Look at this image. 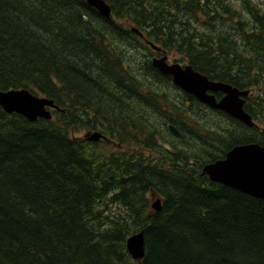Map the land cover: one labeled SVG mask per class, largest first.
Masks as SVG:
<instances>
[{
  "label": "trees",
  "instance_id": "obj_1",
  "mask_svg": "<svg viewBox=\"0 0 264 264\" xmlns=\"http://www.w3.org/2000/svg\"><path fill=\"white\" fill-rule=\"evenodd\" d=\"M104 1L110 18L86 0H0V90L58 107L29 121L0 105V264H264V199L202 173L234 145L264 144V3ZM131 27L254 88L255 124L175 86ZM140 230L134 260L126 240Z\"/></svg>",
  "mask_w": 264,
  "mask_h": 264
},
{
  "label": "water",
  "instance_id": "obj_2",
  "mask_svg": "<svg viewBox=\"0 0 264 264\" xmlns=\"http://www.w3.org/2000/svg\"><path fill=\"white\" fill-rule=\"evenodd\" d=\"M105 18H110L111 9L104 0H86ZM133 31L141 35V32L131 27ZM149 46L156 51L160 47L148 41ZM161 57H153L152 65L162 74L169 75L175 86L186 93L193 95L199 102L215 109H219L243 122L247 126H253L251 115L244 110V96L249 90H242L227 82L212 80L205 74L195 70L191 64L168 61L165 50ZM216 93H221L216 97ZM0 105L8 113H17L26 117L29 121L37 118H51V109H57L52 99L31 93L27 89L0 90ZM169 131L179 137V131L168 125ZM99 132L87 135L88 140L101 138ZM202 173L211 180L220 182L244 193L264 199V144L249 142L232 146L221 159L208 162L202 166ZM151 207L155 211L160 209V199H153ZM126 249L134 260H139L144 255L143 231L130 235L126 240Z\"/></svg>",
  "mask_w": 264,
  "mask_h": 264
},
{
  "label": "flooded vegetation",
  "instance_id": "obj_3",
  "mask_svg": "<svg viewBox=\"0 0 264 264\" xmlns=\"http://www.w3.org/2000/svg\"><path fill=\"white\" fill-rule=\"evenodd\" d=\"M255 2H261V3H264V0H254ZM242 31V30H241ZM248 33H251V32H248ZM247 33H246V31H243V33H242V38H241V40H240V43L241 44H244L246 41H245V35H246ZM248 35V34H247ZM139 38H140V42L141 43H143L144 45H145V47L146 48H148L150 51H152V52H150L147 56H149V58H150V61H151V59L153 58V57H160V56H162V52L161 51H155V50H153L150 46H149V44H148V39H147V37L145 36V33L143 32L141 35H139ZM244 48V46L242 47V49ZM252 50H254V49H252ZM168 61L169 62H171L172 60L170 59V57H169V55H168ZM233 77V76H232ZM234 78V77H233ZM254 78H260V75H258V76H255ZM235 79V78H234ZM228 83V82H227ZM232 85V84H231ZM235 86V85H234ZM249 90H250V92L248 93V95H246V96H244L243 98H244V105H245V103H246V98H248V97H250V96H252V90H251V88H248ZM222 95V94H221Z\"/></svg>",
  "mask_w": 264,
  "mask_h": 264
},
{
  "label": "rangeland",
  "instance_id": "obj_4",
  "mask_svg": "<svg viewBox=\"0 0 264 264\" xmlns=\"http://www.w3.org/2000/svg\"><path fill=\"white\" fill-rule=\"evenodd\" d=\"M230 2H232V4L233 5H235V7H238V8H240L242 5H243V3H242V1L241 0H230ZM245 18V17H244ZM228 29H229V27H230V23H228ZM147 53V52H146ZM148 54V53H147ZM169 55V57H170V59L173 61H178V62H180L181 64H183V63H186L184 60L183 61H181L180 60V55L179 54H177V53H175L174 51H172V53L171 54H168ZM259 75H260V79H261V82H262V85H264V71H260L259 72ZM252 90V95H254L255 94V89L253 88V89H251Z\"/></svg>",
  "mask_w": 264,
  "mask_h": 264
}]
</instances>
